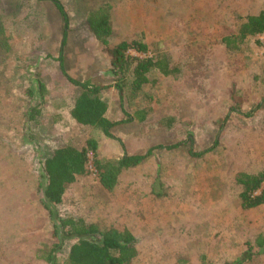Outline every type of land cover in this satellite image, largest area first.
<instances>
[{
    "label": "rangeland",
    "instance_id": "obj_1",
    "mask_svg": "<svg viewBox=\"0 0 264 264\" xmlns=\"http://www.w3.org/2000/svg\"><path fill=\"white\" fill-rule=\"evenodd\" d=\"M59 1L68 15L63 45L64 21L51 1L0 0V264H47L58 240L40 201L43 159L90 138L102 159L151 154L107 191L89 153L58 215L127 228L138 240L131 264H264V204L242 210L235 182L238 172L264 166V34L237 50L222 42L246 15L264 12V0ZM99 3L110 12L107 45L84 23ZM133 39L175 72L153 71L136 93H118L107 49ZM69 79L103 87L114 138L71 118L78 91ZM72 241L56 249L59 264Z\"/></svg>",
    "mask_w": 264,
    "mask_h": 264
},
{
    "label": "trees",
    "instance_id": "obj_2",
    "mask_svg": "<svg viewBox=\"0 0 264 264\" xmlns=\"http://www.w3.org/2000/svg\"><path fill=\"white\" fill-rule=\"evenodd\" d=\"M56 7L64 21L62 45L65 43L68 15L59 0H49ZM88 32L102 45H107L112 35L109 7L105 3L88 8L84 19ZM264 34V12L246 15L235 34L222 38L227 49L237 50L249 36ZM3 25L0 22V43L7 45ZM134 51L142 56L132 55ZM146 43L139 40H122L107 49L110 56V72L115 76V88L122 93L126 87L131 93H136L148 82V74L159 71L163 75L175 72V68L163 55H149ZM77 88L73 106L69 111L71 118L81 124L99 129L106 137L114 138L112 129L116 122L106 117L107 103L102 97L103 87L69 79ZM41 92L43 86L39 89ZM32 94V93H31ZM39 113L32 108L30 119ZM139 121L145 119V112L138 111ZM179 145V143L177 144ZM93 156V167L100 185L111 191L118 183L123 170L141 164L151 154V150L142 154H123L115 159L98 157L97 143L88 139L85 146L76 148L71 145L59 146L46 154L42 162V183L40 201L53 223V238L57 239L44 257L47 264H59L55 257L56 249L62 240H73L68 245L67 256L61 264H131L138 255L137 238L127 229H117L113 226L100 228L97 223L86 222L82 218L58 215L55 207L62 202L66 186L77 176L87 172L88 154ZM189 154L200 156L189 148ZM235 182L240 186L238 202L242 210H249L264 204V166L256 172H238ZM264 238L257 239V245L262 246Z\"/></svg>",
    "mask_w": 264,
    "mask_h": 264
}]
</instances>
